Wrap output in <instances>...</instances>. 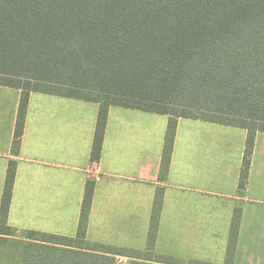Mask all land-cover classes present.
Listing matches in <instances>:
<instances>
[{
    "label": "trees",
    "instance_id": "16d2710c",
    "mask_svg": "<svg viewBox=\"0 0 264 264\" xmlns=\"http://www.w3.org/2000/svg\"><path fill=\"white\" fill-rule=\"evenodd\" d=\"M0 85L21 91L11 151L17 154L31 92L97 103L91 161H98L112 106L168 117L158 178L165 181L179 118L247 131L238 188H245L256 133H264V0H0ZM15 163L0 202V257L16 264H180L153 251L163 187H157L143 251L85 239L94 188L87 181L74 237L7 224ZM238 211L227 255L231 264ZM6 264H12L7 262ZM188 264H209L188 261Z\"/></svg>",
    "mask_w": 264,
    "mask_h": 264
},
{
    "label": "crops",
    "instance_id": "0c3cea01",
    "mask_svg": "<svg viewBox=\"0 0 264 264\" xmlns=\"http://www.w3.org/2000/svg\"><path fill=\"white\" fill-rule=\"evenodd\" d=\"M20 94L0 85V202L14 161L11 228L74 237L85 185L93 181L86 241L143 251L155 191L163 187L155 254L223 264L237 210L231 264H264V133L255 135L247 183L240 190L247 131L179 118L161 182L166 115L110 107L99 160L91 161L98 104L31 92L13 154Z\"/></svg>",
    "mask_w": 264,
    "mask_h": 264
},
{
    "label": "rangeland",
    "instance_id": "374dc122",
    "mask_svg": "<svg viewBox=\"0 0 264 264\" xmlns=\"http://www.w3.org/2000/svg\"><path fill=\"white\" fill-rule=\"evenodd\" d=\"M13 234H14V236H15L14 238L16 240L20 239L23 236V233L19 232V231H17V232L15 231V232H13ZM16 247H18V245L11 244L8 246V248H5L2 250V252H1L2 255L0 257V264H6L8 261L11 262L12 264L17 263V261H15V260L17 257H19V253H18L19 250ZM122 256L130 259V261L128 263L133 261L132 254L128 253V254L122 255ZM180 264H188V261H181Z\"/></svg>",
    "mask_w": 264,
    "mask_h": 264
},
{
    "label": "built area",
    "instance_id": "2783aa9c",
    "mask_svg": "<svg viewBox=\"0 0 264 264\" xmlns=\"http://www.w3.org/2000/svg\"><path fill=\"white\" fill-rule=\"evenodd\" d=\"M130 261L129 258L123 257V256H117L115 257V263L116 264H128Z\"/></svg>",
    "mask_w": 264,
    "mask_h": 264
}]
</instances>
